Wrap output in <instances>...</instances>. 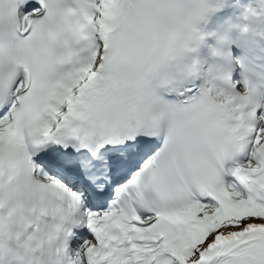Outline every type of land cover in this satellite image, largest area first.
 <instances>
[{"label": "snow or ice", "instance_id": "snow-or-ice-1", "mask_svg": "<svg viewBox=\"0 0 264 264\" xmlns=\"http://www.w3.org/2000/svg\"><path fill=\"white\" fill-rule=\"evenodd\" d=\"M222 6L0 0V264H264V75L205 67Z\"/></svg>", "mask_w": 264, "mask_h": 264}]
</instances>
